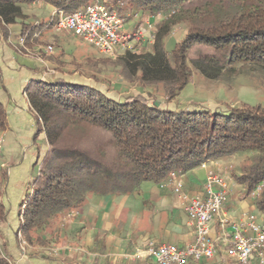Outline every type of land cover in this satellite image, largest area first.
<instances>
[{
    "label": "trees",
    "instance_id": "1",
    "mask_svg": "<svg viewBox=\"0 0 264 264\" xmlns=\"http://www.w3.org/2000/svg\"><path fill=\"white\" fill-rule=\"evenodd\" d=\"M36 1L0 0L5 35L8 25L26 17L23 6ZM40 1L70 13L96 0ZM107 3L110 11L123 17L125 8L153 15L171 10V17L157 23L151 50H129L121 57L128 76L146 87L162 84L168 103L189 83L191 66L209 79L230 75L239 66L264 79V0ZM180 22L186 29L169 51L166 37ZM25 92L36 117L35 138L44 132L49 145L20 205L17 234L22 232L27 241H33L51 218L81 208L90 194L130 193L144 182H160L171 171L186 172L208 160L250 153L243 171L234 174L236 180L249 194L264 180L262 105L231 106L225 111L171 109L143 94L119 100L64 78L31 81ZM6 126L0 101V128ZM256 205L264 216V191ZM7 213L0 185V226ZM0 264H13L1 245Z\"/></svg>",
    "mask_w": 264,
    "mask_h": 264
},
{
    "label": "crops",
    "instance_id": "2",
    "mask_svg": "<svg viewBox=\"0 0 264 264\" xmlns=\"http://www.w3.org/2000/svg\"><path fill=\"white\" fill-rule=\"evenodd\" d=\"M41 4L24 5L26 17L42 15L43 20L48 19L44 14H51L53 6ZM154 17L147 21L145 27L149 23L157 27ZM23 23L19 20L8 25L5 35L0 20V101L7 114V126L0 128V134L4 135L0 175L8 176L7 196L2 198L8 213L0 226V245L18 264H157L147 253L151 245L173 243L184 246L193 242L194 228L182 197L169 187H161L160 182H144L130 193L90 194L81 208L61 212L34 236L36 240L53 238L55 247H37L43 251L33 258L19 254V244L22 245L17 234L20 205L49 149L44 132L35 138L36 117L25 92L26 87L31 81L64 78L71 83L102 89L80 72L68 74L56 69L60 62L53 54L46 56L44 62L40 61L33 53L37 50L33 41L29 44L33 47L31 53L17 52L10 39L16 41L25 31ZM46 29V25L31 28V35L39 32L44 40L50 32L49 28ZM54 69L57 70L55 73L49 72ZM234 155L214 160L223 165L232 164ZM206 175L207 170L200 165L181 172L179 179L184 182L185 192L192 196L203 191ZM236 189V194L225 204L226 213L233 219H239L244 212H254L264 220L258 212L256 198L247 193L239 182ZM69 211L73 212L71 217H68ZM58 228L64 230L55 234ZM213 228L215 231L218 229L217 220ZM222 259L215 257L190 264H216ZM222 264L226 263L223 261Z\"/></svg>",
    "mask_w": 264,
    "mask_h": 264
},
{
    "label": "built area",
    "instance_id": "3",
    "mask_svg": "<svg viewBox=\"0 0 264 264\" xmlns=\"http://www.w3.org/2000/svg\"><path fill=\"white\" fill-rule=\"evenodd\" d=\"M36 4L42 1L34 2ZM127 20L116 11H110L107 0H96L87 7L65 12L53 7L49 23L58 30H68L109 57H117L130 50L134 38L153 39L156 25L139 26L134 32L126 27ZM40 33L22 32L16 41L10 39L15 49L29 54V40ZM37 58L44 62L54 52L53 45L39 46ZM54 72V70H49ZM4 135L0 134V155L3 152ZM207 170L203 191L198 195L185 192L184 182L179 179L183 171H171L160 181L161 187H169L185 201V210L194 228V241L184 246L173 243L151 245L147 253L157 264H190L215 257L232 258L239 264H251L254 260L264 263V220L257 213L244 212L239 219L231 218L225 204L236 194L238 181L233 164L223 165L215 160L201 164ZM32 191V190H31ZM264 191V180L250 193L257 198ZM26 204L23 206V208ZM73 215L69 211L68 217ZM218 221V229L213 228ZM21 232H19L20 234ZM21 236V234H20ZM13 264H17L13 262Z\"/></svg>",
    "mask_w": 264,
    "mask_h": 264
},
{
    "label": "rangeland",
    "instance_id": "4",
    "mask_svg": "<svg viewBox=\"0 0 264 264\" xmlns=\"http://www.w3.org/2000/svg\"><path fill=\"white\" fill-rule=\"evenodd\" d=\"M42 4L44 5V2ZM29 5L31 4L26 6L28 7ZM123 12L126 14L124 16L127 20L126 27L132 32L135 31V27L137 25L139 26V24L145 27L147 21L153 16H155L154 20L160 24L172 15L171 10L162 11L159 15H153L149 11L142 9L130 10L129 8H125ZM42 17L40 15L29 19L27 16L22 19L24 21V32H30L31 26L43 27L46 25V28L50 30L44 37V40L41 36L33 40L36 43L37 49L33 53L37 55L40 51L39 46L41 45H53V55L60 62V66L56 69H60V71L68 74L80 72L84 76L91 78L94 84L101 87L108 95L119 100L131 95L143 94V96L148 97L150 102L156 101L163 106L179 110L206 108L212 111H225L231 106L240 107L243 105H262L264 107V79L256 72H245L241 66L238 67L236 72L230 75H224L220 79H209L191 66L192 77L189 83L179 92L173 101L168 103L162 84L146 87L136 77H130L124 72L121 57L129 50L123 51L117 57L106 56L88 42L74 35L71 31L58 30L54 24L49 23L51 19L50 12L44 14L45 18L49 17L48 19L43 20ZM185 29L186 25L181 22L171 26L170 32L165 40L167 50H173L176 42L183 36ZM152 42V38H134L131 41L132 48L130 50L133 52L151 50ZM28 44H30V40ZM29 48L32 51V45H29ZM56 69H54V73L57 71ZM249 156L250 153H238L234 155L231 161L234 166L233 174H239L243 171V165ZM7 182L8 176L0 175L2 198H6L7 196ZM63 230L58 228L57 231L55 230V234H60V231ZM20 234L19 240H21L22 245L19 244V254L21 255L28 254L31 256L30 258H33L43 251L37 247H55L56 241L53 238L45 237L44 239L40 238L38 240L34 238V241H27L22 232ZM28 245L30 246L28 247ZM3 249L6 250L5 247ZM6 253L8 254L7 251ZM9 257L13 262H16L12 258L13 256L10 255ZM223 261L226 264H239L232 258H223L221 261H217L216 264H222ZM257 261L254 260L251 264H264Z\"/></svg>",
    "mask_w": 264,
    "mask_h": 264
},
{
    "label": "water",
    "instance_id": "5",
    "mask_svg": "<svg viewBox=\"0 0 264 264\" xmlns=\"http://www.w3.org/2000/svg\"><path fill=\"white\" fill-rule=\"evenodd\" d=\"M157 104H158V102H157Z\"/></svg>",
    "mask_w": 264,
    "mask_h": 264
}]
</instances>
